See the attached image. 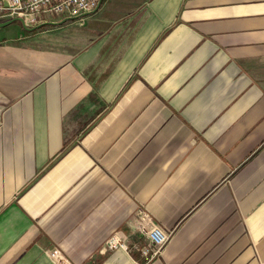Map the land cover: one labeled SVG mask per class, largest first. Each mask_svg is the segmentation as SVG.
<instances>
[{
  "label": "crops",
  "instance_id": "obj_1",
  "mask_svg": "<svg viewBox=\"0 0 264 264\" xmlns=\"http://www.w3.org/2000/svg\"><path fill=\"white\" fill-rule=\"evenodd\" d=\"M99 11L42 15L74 35L36 67L0 47V264H264V0ZM139 208L170 234L148 261L105 243Z\"/></svg>",
  "mask_w": 264,
  "mask_h": 264
},
{
  "label": "built area",
  "instance_id": "obj_2",
  "mask_svg": "<svg viewBox=\"0 0 264 264\" xmlns=\"http://www.w3.org/2000/svg\"><path fill=\"white\" fill-rule=\"evenodd\" d=\"M101 0H8L5 5L0 0V21L21 17L27 26H36L43 22L45 15H56L65 18H75L93 12ZM43 15V16H42ZM137 220L134 227L139 234V240L130 247L128 236L121 230L112 233L105 241L109 249H124L128 252L135 250L142 257L152 259L157 255L168 241L170 234L163 230L160 225L151 217L150 213L139 208ZM51 254L60 263H65L59 249H54ZM72 264V263H68Z\"/></svg>",
  "mask_w": 264,
  "mask_h": 264
},
{
  "label": "rangeland",
  "instance_id": "obj_3",
  "mask_svg": "<svg viewBox=\"0 0 264 264\" xmlns=\"http://www.w3.org/2000/svg\"><path fill=\"white\" fill-rule=\"evenodd\" d=\"M101 16L102 13L99 11L84 20H81V18L78 17L70 19V21L76 20L72 25L78 30V32H87L97 26L98 28H105V23L99 21ZM64 23L54 25L46 23L41 26H28L29 28H35L26 30L22 25L15 22L13 27L4 29L5 31L0 34V47L14 52V58H16L19 63H22L23 66L25 65L26 67V65H29L28 67H36L42 64L41 60L45 59V57L53 55V52L56 53L55 50L53 51L57 44L56 37L64 32L66 27L69 26ZM68 30L71 31V29H67L66 31L69 32ZM72 33L73 32L71 31V34H68V39L70 35L71 37L74 35ZM63 38L57 39L61 40L62 43ZM24 52L26 54H24Z\"/></svg>",
  "mask_w": 264,
  "mask_h": 264
},
{
  "label": "water",
  "instance_id": "obj_4",
  "mask_svg": "<svg viewBox=\"0 0 264 264\" xmlns=\"http://www.w3.org/2000/svg\"><path fill=\"white\" fill-rule=\"evenodd\" d=\"M3 1H4V4H5V5H7V6L9 5L8 0H3ZM18 20H19L20 22L23 23V25L25 26L26 29H34V28H35V27H33V28H29V27H27V25H26L24 19L21 18V17H18V18H12V19H9V20H6V21H2V22H0V27L5 26V25H8V24H10V23H12V22H14V21H18ZM50 24H58V22H51ZM38 26H40V25H38Z\"/></svg>",
  "mask_w": 264,
  "mask_h": 264
}]
</instances>
